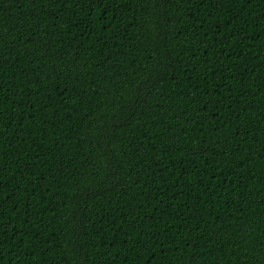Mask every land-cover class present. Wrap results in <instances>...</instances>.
<instances>
[{"label": "trees", "instance_id": "obj_1", "mask_svg": "<svg viewBox=\"0 0 264 264\" xmlns=\"http://www.w3.org/2000/svg\"><path fill=\"white\" fill-rule=\"evenodd\" d=\"M0 264H264V0H0Z\"/></svg>", "mask_w": 264, "mask_h": 264}]
</instances>
